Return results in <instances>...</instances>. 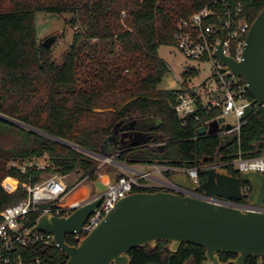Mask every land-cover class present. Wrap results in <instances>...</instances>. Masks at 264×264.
<instances>
[{"label": "trees", "instance_id": "obj_1", "mask_svg": "<svg viewBox=\"0 0 264 264\" xmlns=\"http://www.w3.org/2000/svg\"><path fill=\"white\" fill-rule=\"evenodd\" d=\"M213 1L0 0V113L100 154H105L106 140L116 126L132 118L153 117L158 120L153 138L119 149L117 161L198 167L203 181L206 176L201 167L220 158L230 174L240 176L231 164L238 156H264V107H254L235 137L224 144L218 132L199 133L201 127L208 129V121L219 118V107L207 109L199 102L196 112L179 115L174 108L178 90L159 87L169 69L159 47L175 46L178 22ZM232 1L236 4L238 0ZM240 1L253 23L264 8V0ZM214 8L221 11L220 5ZM38 11L75 13L71 22L78 30L60 62L53 59L51 46L38 42ZM246 95L253 100L248 89ZM58 139L0 118V211L25 199L27 186L50 172H76L80 181L99 179L101 159ZM43 157L49 162L45 168L33 166L22 171L10 164ZM171 174L165 172L166 176ZM242 187H248L250 193L249 183H242ZM160 189L135 187L133 191ZM86 192L84 186L82 193ZM249 193L239 201L247 203ZM37 216L30 214L24 226L32 227ZM66 239L71 245L80 241L72 234ZM128 254L130 264H202L207 258L202 246L183 243L172 251L169 241L134 247ZM219 255L224 262L237 257L233 253ZM14 256L42 264L67 261L53 242L43 241L16 245ZM262 260L250 257L246 264Z\"/></svg>", "mask_w": 264, "mask_h": 264}, {"label": "water", "instance_id": "obj_2", "mask_svg": "<svg viewBox=\"0 0 264 264\" xmlns=\"http://www.w3.org/2000/svg\"><path fill=\"white\" fill-rule=\"evenodd\" d=\"M55 41L56 35H51L43 41V45L51 46ZM214 56L247 83L253 100L245 106L243 118L252 114L254 104L264 107V8L247 34L242 60L226 55L222 42ZM0 118L58 139L5 114L0 113ZM219 124L224 130L233 127L225 117H220L208 129L201 127L199 133L214 134ZM157 125V119L147 117L132 118L124 125L116 126L106 140L105 154L58 140L102 160L112 157L111 163L116 167L135 171L132 166L117 161L113 156L121 148L146 143L153 138V129ZM234 137L235 134L229 138L223 137L222 142L227 144ZM219 161L220 158L216 160L217 163ZM116 171L113 168L110 172L111 182L117 179ZM201 173L206 179L200 183L194 182L186 172L173 173L170 179L206 196L234 201L243 198L242 183H249L248 205L221 204L193 194L182 195L165 189L134 191L120 199L101 223L80 239L77 245L69 244L67 235L81 232L84 222L101 203L102 197L84 203L69 215L44 214L27 234L34 231L52 234L54 244L67 256L65 264H130L128 252L131 249L147 244L154 246L157 241H169L172 251H177L183 243L202 246L212 264H246L250 257L264 258V173L252 170L237 176L230 174L226 167L219 166L202 169ZM107 186L97 179L93 182V192L100 195ZM220 253H233L237 257L224 262Z\"/></svg>", "mask_w": 264, "mask_h": 264}, {"label": "built area", "instance_id": "obj_3", "mask_svg": "<svg viewBox=\"0 0 264 264\" xmlns=\"http://www.w3.org/2000/svg\"><path fill=\"white\" fill-rule=\"evenodd\" d=\"M217 5L221 6V11L214 8ZM251 25L252 23H250L242 1L238 0L234 4L232 0H214L212 5H207L189 17L181 19L174 32L176 46L187 58L211 61L213 65L212 79L215 84L208 86V92L210 93L208 99L201 97L195 87L190 90H178L174 108L179 115H187L197 111L199 102H202L207 109L219 107L221 109L219 118H230L226 122L233 124V127L229 130L220 128L217 131L222 137L223 134L233 135L240 130L241 126L247 121V118H243L244 108L251 100L246 95L248 86L243 77L228 69L219 58L214 56V52L222 42L223 51L226 55L234 57L236 60H242L246 37ZM256 106L260 105L254 104L253 109ZM211 122H207V127H209ZM38 159L40 158L11 161L10 164L18 166L22 171H25L28 167L45 168L49 165H39ZM111 159L112 157L105 160L101 159V164L105 162L111 163ZM231 164L240 173L252 170L264 173V156L253 158L238 156ZM225 165L226 163L219 161L201 168L225 167ZM166 171H171L172 174L186 172L194 182L200 183V169L198 167L146 164L139 166L138 170L135 169L134 172L117 173V179L114 182L110 180V173L107 174V179H102L101 181L108 186L100 195H96L92 191V194L86 199L75 200L70 203L67 202V198L74 189H69L67 182L69 174L55 173L34 184L30 183L27 186L28 195L25 199L8 205L0 211V264H42L40 260L25 262L20 256H14L16 245L28 246L37 241L53 242V235L50 233L34 231L31 234H27L31 227H25L24 221L30 214L38 213L36 223L39 217L44 214L50 213L55 216L69 215L84 203L97 197H102L101 203L94 208L84 222L81 232L75 234V237L80 240L101 223L120 199L134 192L133 189L135 187L162 188L182 195L193 194L221 204L248 205V202L242 203L223 197L206 196L200 191L180 186L170 179L171 176L165 175ZM84 180H87V178L82 181ZM90 186L92 187V184ZM202 264L212 263L206 258ZM260 264H264V260Z\"/></svg>", "mask_w": 264, "mask_h": 264}, {"label": "rangeland", "instance_id": "obj_4", "mask_svg": "<svg viewBox=\"0 0 264 264\" xmlns=\"http://www.w3.org/2000/svg\"><path fill=\"white\" fill-rule=\"evenodd\" d=\"M74 17L75 13L71 11H38L36 13L35 20L38 42L44 41L51 35H56V41L51 45V47L53 51V59L57 62H60L62 60L64 53L72 45L74 34L78 30V27L71 22ZM94 42L97 43V41L95 40ZM158 52L160 57L165 60L169 67L167 74L165 75L162 83L159 85L161 89L190 90L193 87H199L197 93L201 97H204L206 99L210 97L208 86L215 85L212 79L213 65L211 61L189 59L177 48L176 45H161ZM186 65H188L189 67L185 68ZM186 71H188L187 77L184 76ZM226 120L228 121L230 120V118ZM105 147L106 146H104V148ZM115 157L116 155L113 156V158ZM37 162L41 166H46L47 164H49L47 157L40 158ZM101 163L99 166V180H106L107 174H109L114 167L109 166L108 164ZM115 169L117 168L115 167ZM54 174L55 173L52 172L47 173L44 175V178L50 177ZM79 176L80 174L73 172L69 173L67 178L68 185L72 186L71 188L74 189L71 194L77 189L73 194V197H77V195L81 194L84 186L88 187L90 186V184H92L93 191V183L89 182L88 180H81V182L78 179ZM243 193H249L248 187H243Z\"/></svg>", "mask_w": 264, "mask_h": 264}, {"label": "crops", "instance_id": "obj_5", "mask_svg": "<svg viewBox=\"0 0 264 264\" xmlns=\"http://www.w3.org/2000/svg\"><path fill=\"white\" fill-rule=\"evenodd\" d=\"M189 66L188 65H186L185 66V68H188ZM195 90H199V87H195ZM215 121V120H214ZM214 121H212V122H214ZM211 122V123H212ZM210 123V124H211ZM210 126V125H209ZM209 128V127H208ZM221 128V124H219L218 125V130ZM223 137H227V138H229L230 137V135L229 134H223ZM130 166H132V168L133 169H136V170H138V167L139 166H141V164H138V165H130ZM117 168V173H124V172H134V171H132V170H127V169H124V168H121V167H116ZM119 171V172H118ZM86 187V189H87V192L86 193H81V194H79V195H77V197H73V194L75 193V191L77 190H75L68 198H67V202H71V201H75V200H77V201H80V200H83V199H86L87 197H89V195H91L92 194V187L91 186H85ZM80 188V187H79Z\"/></svg>", "mask_w": 264, "mask_h": 264}]
</instances>
